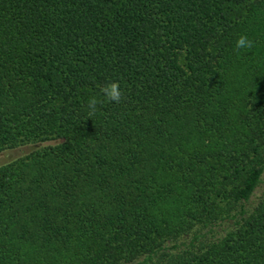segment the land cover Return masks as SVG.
Returning a JSON list of instances; mask_svg holds the SVG:
<instances>
[{"label": "trees", "instance_id": "1", "mask_svg": "<svg viewBox=\"0 0 264 264\" xmlns=\"http://www.w3.org/2000/svg\"><path fill=\"white\" fill-rule=\"evenodd\" d=\"M24 145L0 264H264V0H0V152Z\"/></svg>", "mask_w": 264, "mask_h": 264}, {"label": "clouds", "instance_id": "2", "mask_svg": "<svg viewBox=\"0 0 264 264\" xmlns=\"http://www.w3.org/2000/svg\"><path fill=\"white\" fill-rule=\"evenodd\" d=\"M254 47V41L247 35L241 34L235 41L234 48L237 51H246ZM101 98L90 96L86 103L87 118H92L105 103H120L123 98V92L117 81L106 83L100 87Z\"/></svg>", "mask_w": 264, "mask_h": 264}, {"label": "rangeland", "instance_id": "3", "mask_svg": "<svg viewBox=\"0 0 264 264\" xmlns=\"http://www.w3.org/2000/svg\"><path fill=\"white\" fill-rule=\"evenodd\" d=\"M34 146L24 145L13 149H7L0 152V165L6 164L12 160L22 157L30 152Z\"/></svg>", "mask_w": 264, "mask_h": 264}]
</instances>
